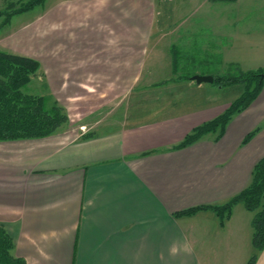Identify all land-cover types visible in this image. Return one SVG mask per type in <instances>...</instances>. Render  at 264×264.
<instances>
[{
    "label": "crops",
    "instance_id": "1",
    "mask_svg": "<svg viewBox=\"0 0 264 264\" xmlns=\"http://www.w3.org/2000/svg\"><path fill=\"white\" fill-rule=\"evenodd\" d=\"M171 2L45 0L0 16V50L33 58L36 95L67 116L50 135L0 140V224L26 264H231L219 253L250 249L241 202L223 225L210 209L172 214L224 203L264 155V82L221 134L177 146L230 103L192 78L214 71L180 68L233 54L241 5Z\"/></svg>",
    "mask_w": 264,
    "mask_h": 264
},
{
    "label": "trees",
    "instance_id": "2",
    "mask_svg": "<svg viewBox=\"0 0 264 264\" xmlns=\"http://www.w3.org/2000/svg\"><path fill=\"white\" fill-rule=\"evenodd\" d=\"M45 0H4L0 9L2 23L9 21L14 14L28 11ZM36 61L28 56L0 50V140L39 138L54 133L67 121L65 111L53 103L45 106V98L35 94L24 93L21 87L29 81L36 70ZM264 70L257 68L241 71L233 75L214 74L213 83L223 86L231 83H244L245 89L229 103L226 109L216 117L194 127L177 145H188L208 132L221 134L226 123L234 113L247 107L258 95L264 78ZM264 73V72H263ZM255 130L249 132L248 140ZM241 202L245 209L253 212L250 221L251 243L257 248L264 247V155L254 164L251 180L243 189L227 201L217 205H197L174 211L177 216L192 215L201 209H210L218 217L219 224L229 217L234 204ZM14 243L2 224H0V264H26L24 258L11 253ZM254 255L250 258L252 264Z\"/></svg>",
    "mask_w": 264,
    "mask_h": 264
},
{
    "label": "rangeland",
    "instance_id": "3",
    "mask_svg": "<svg viewBox=\"0 0 264 264\" xmlns=\"http://www.w3.org/2000/svg\"><path fill=\"white\" fill-rule=\"evenodd\" d=\"M170 4L178 5V0H172ZM239 4L241 5V21L236 24H240L241 29L237 28V31L242 37L238 39V42L236 41L233 54L231 56L225 53L218 56L214 54L208 56L206 58L208 60L201 62H195V60L183 62L180 68L182 71L191 72L194 65L199 66L198 68L203 71H214L216 75H233L239 70L246 71L257 68L264 70V0H239ZM220 31H222L221 27ZM190 42L192 43V40ZM177 43L179 42L177 41ZM33 79L31 78L21 87L24 93L36 95L39 91V87L35 85ZM214 86L219 87L217 96L220 102L233 101L245 89L244 83H231L223 86L214 84ZM234 247L230 248L231 250L224 249L223 253L220 252V258L223 261L225 258L229 259L231 264H246L249 258L254 255L255 264H264V249L258 253L252 245L250 249H246V246L243 247L240 242Z\"/></svg>",
    "mask_w": 264,
    "mask_h": 264
},
{
    "label": "water",
    "instance_id": "4",
    "mask_svg": "<svg viewBox=\"0 0 264 264\" xmlns=\"http://www.w3.org/2000/svg\"><path fill=\"white\" fill-rule=\"evenodd\" d=\"M261 77L264 78V73L261 74ZM192 78L200 83V82H213L214 77L211 74H194Z\"/></svg>",
    "mask_w": 264,
    "mask_h": 264
}]
</instances>
